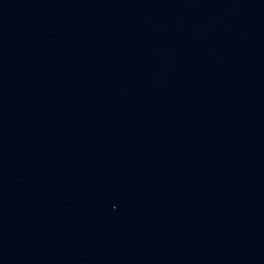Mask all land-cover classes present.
I'll return each instance as SVG.
<instances>
[{
  "label": "water",
  "instance_id": "95a60500",
  "mask_svg": "<svg viewBox=\"0 0 264 264\" xmlns=\"http://www.w3.org/2000/svg\"><path fill=\"white\" fill-rule=\"evenodd\" d=\"M0 264H264V0H0Z\"/></svg>",
  "mask_w": 264,
  "mask_h": 264
}]
</instances>
